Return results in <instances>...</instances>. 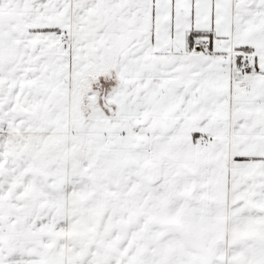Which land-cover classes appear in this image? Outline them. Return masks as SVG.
I'll list each match as a JSON object with an SVG mask.
<instances>
[{"label":"snow or ice","instance_id":"snow-or-ice-1","mask_svg":"<svg viewBox=\"0 0 264 264\" xmlns=\"http://www.w3.org/2000/svg\"><path fill=\"white\" fill-rule=\"evenodd\" d=\"M0 264H264V0H0Z\"/></svg>","mask_w":264,"mask_h":264}]
</instances>
